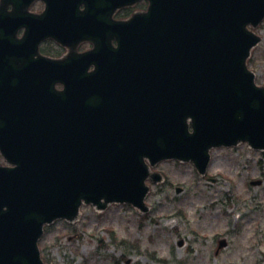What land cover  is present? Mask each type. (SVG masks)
I'll use <instances>...</instances> for the list:
<instances>
[{
  "label": "water",
  "instance_id": "water-1",
  "mask_svg": "<svg viewBox=\"0 0 264 264\" xmlns=\"http://www.w3.org/2000/svg\"><path fill=\"white\" fill-rule=\"evenodd\" d=\"M34 1L0 4V264H43V226L82 202L147 212L149 166L203 175L212 148L264 150V88L246 67L264 0H145L128 21L111 16L141 0ZM46 39L72 51L42 56Z\"/></svg>",
  "mask_w": 264,
  "mask_h": 264
},
{
  "label": "rangeland",
  "instance_id": "rangeland-1",
  "mask_svg": "<svg viewBox=\"0 0 264 264\" xmlns=\"http://www.w3.org/2000/svg\"><path fill=\"white\" fill-rule=\"evenodd\" d=\"M41 9L37 2L30 11ZM145 9L140 3L136 12ZM255 32L261 41L247 64L264 87V25ZM151 174L162 179L146 181L147 213L129 204L82 205L74 222L44 227L43 263L264 264V152L246 144L217 148L203 177L192 163L174 160L158 163ZM220 240L227 244L217 251Z\"/></svg>",
  "mask_w": 264,
  "mask_h": 264
},
{
  "label": "flooded vegetation",
  "instance_id": "flooded-vegetation-1",
  "mask_svg": "<svg viewBox=\"0 0 264 264\" xmlns=\"http://www.w3.org/2000/svg\"><path fill=\"white\" fill-rule=\"evenodd\" d=\"M135 7H122V8H118L116 9L113 14H112V20L113 21H124L130 18V16L134 13L133 11L135 10ZM42 11V9H41ZM40 11V12H41ZM37 12V13H40ZM115 45L116 43L113 42ZM93 48L92 43L87 42V41H83L80 42L76 48L74 49V51L78 52V53H84V52H88ZM41 51L42 52H49V53H53L54 55L59 57H63L65 55H67L69 53V50L67 48L58 46L57 44L51 42L50 40L45 41L42 46H41ZM64 51V52H63ZM63 52V53H62ZM92 70V69H89ZM58 88H61V86H58Z\"/></svg>",
  "mask_w": 264,
  "mask_h": 264
},
{
  "label": "trees",
  "instance_id": "trees-1",
  "mask_svg": "<svg viewBox=\"0 0 264 264\" xmlns=\"http://www.w3.org/2000/svg\"><path fill=\"white\" fill-rule=\"evenodd\" d=\"M144 5V4H143Z\"/></svg>",
  "mask_w": 264,
  "mask_h": 264
}]
</instances>
